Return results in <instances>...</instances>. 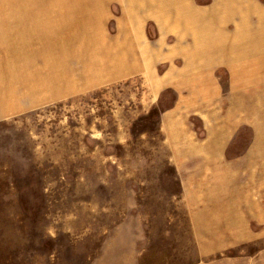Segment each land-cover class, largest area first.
<instances>
[{
    "label": "rangeland",
    "instance_id": "1",
    "mask_svg": "<svg viewBox=\"0 0 264 264\" xmlns=\"http://www.w3.org/2000/svg\"><path fill=\"white\" fill-rule=\"evenodd\" d=\"M121 9L0 1V264H264V142L188 192L158 128L174 91L87 83ZM248 113L233 154L260 147Z\"/></svg>",
    "mask_w": 264,
    "mask_h": 264
},
{
    "label": "crops",
    "instance_id": "2",
    "mask_svg": "<svg viewBox=\"0 0 264 264\" xmlns=\"http://www.w3.org/2000/svg\"><path fill=\"white\" fill-rule=\"evenodd\" d=\"M118 2L122 17L99 52L109 59L93 61L100 71L87 76V83L138 72L154 96L174 91L158 128L171 148L181 188L207 189L212 167L223 170L231 166L225 160L261 157L264 122L256 112H264V1ZM249 110L258 123L251 142L260 147L244 146L233 154Z\"/></svg>",
    "mask_w": 264,
    "mask_h": 264
},
{
    "label": "bare ground",
    "instance_id": "3",
    "mask_svg": "<svg viewBox=\"0 0 264 264\" xmlns=\"http://www.w3.org/2000/svg\"><path fill=\"white\" fill-rule=\"evenodd\" d=\"M1 1V0H0ZM16 4V3H15ZM45 22H47V21H45ZM21 24V23H20ZM20 27V26H19ZM37 37V36H36ZM6 42V41H5ZM15 53V52H14Z\"/></svg>",
    "mask_w": 264,
    "mask_h": 264
}]
</instances>
